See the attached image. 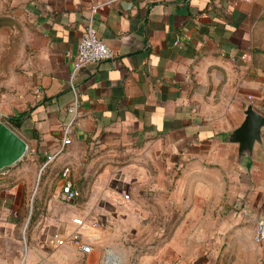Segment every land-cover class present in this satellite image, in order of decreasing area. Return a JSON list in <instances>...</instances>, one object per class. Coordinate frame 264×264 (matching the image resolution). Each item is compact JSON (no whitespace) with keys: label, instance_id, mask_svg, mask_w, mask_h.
I'll list each match as a JSON object with an SVG mask.
<instances>
[{"label":"crops","instance_id":"1","mask_svg":"<svg viewBox=\"0 0 264 264\" xmlns=\"http://www.w3.org/2000/svg\"><path fill=\"white\" fill-rule=\"evenodd\" d=\"M94 7L115 54L73 77ZM249 103L264 114V0H0V118L31 157L0 176V264H264V126L250 154L231 136Z\"/></svg>","mask_w":264,"mask_h":264},{"label":"built area","instance_id":"2","mask_svg":"<svg viewBox=\"0 0 264 264\" xmlns=\"http://www.w3.org/2000/svg\"><path fill=\"white\" fill-rule=\"evenodd\" d=\"M92 13L90 14V17L88 19L86 29L84 34L82 35L79 44L77 52L74 56L73 61V77L77 73V71L85 64L90 62H99L105 59H109L114 56L115 51L114 49L103 39L99 33L98 28L95 23V17L94 12L96 11V8L94 7L92 9ZM225 52H223L224 54ZM234 58V57H233ZM72 88L74 89L75 93L76 85L74 82H72ZM68 111L73 113L74 115H77L79 111V98L76 93L75 98L70 102L68 105ZM69 131L67 130V134ZM71 142V137L69 135L65 136L63 139V145ZM55 156V153L49 155V159H52ZM70 167L66 166L63 169V174L65 176H68ZM62 196L69 201H73L76 199L78 191L73 187V183L70 179H67L64 181L62 185ZM125 197H129V194L126 193ZM73 221L77 224L83 223V218L79 216H75L73 218ZM71 238L74 242L78 244V246L83 251H89L91 249V244L84 241L82 239V235L79 231H74L71 235ZM255 239L259 242L264 241V211L259 214L256 224H255ZM60 243H63L64 239L60 237L58 239ZM155 264V263H153Z\"/></svg>","mask_w":264,"mask_h":264},{"label":"water","instance_id":"3","mask_svg":"<svg viewBox=\"0 0 264 264\" xmlns=\"http://www.w3.org/2000/svg\"><path fill=\"white\" fill-rule=\"evenodd\" d=\"M245 119L236 127L231 136L239 143V153L244 155L252 152L256 141L262 140L264 114L252 103L245 110ZM28 150L27 141L8 123L0 118V170L16 164Z\"/></svg>","mask_w":264,"mask_h":264},{"label":"rangeland","instance_id":"4","mask_svg":"<svg viewBox=\"0 0 264 264\" xmlns=\"http://www.w3.org/2000/svg\"><path fill=\"white\" fill-rule=\"evenodd\" d=\"M12 128H16V127H12ZM30 160H31V157L28 156V154H27L21 160V163L19 165L21 166V164H29ZM0 176H2V177L5 176L11 180H14V178L15 179L19 178V176L14 174L13 170H9L8 168L2 169L0 171ZM11 176H13L14 178H11ZM13 208H15V209H13V212L11 215H15V217H18L21 219V221H20L21 223L19 224V228L22 231L23 237L30 235L31 231L35 228V224L37 223L36 209L33 208L32 202L29 201L28 203H26V205L23 208H20V209H17L15 206H13Z\"/></svg>","mask_w":264,"mask_h":264},{"label":"trees","instance_id":"5","mask_svg":"<svg viewBox=\"0 0 264 264\" xmlns=\"http://www.w3.org/2000/svg\"><path fill=\"white\" fill-rule=\"evenodd\" d=\"M10 121H11V127H17L20 126L21 124V116L16 117V116H11L10 117Z\"/></svg>","mask_w":264,"mask_h":264}]
</instances>
